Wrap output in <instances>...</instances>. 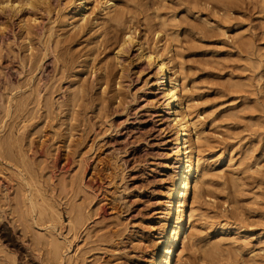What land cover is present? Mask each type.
<instances>
[{
    "label": "rangeland",
    "instance_id": "rangeland-1",
    "mask_svg": "<svg viewBox=\"0 0 264 264\" xmlns=\"http://www.w3.org/2000/svg\"><path fill=\"white\" fill-rule=\"evenodd\" d=\"M191 1L145 0L148 10L126 0L136 7L137 37L147 19L158 21L144 15L152 8L163 18L175 17L173 38L159 33L157 45L169 47L168 55L183 67L191 115L199 116L203 129L202 154L210 165L202 195L193 199L199 237L186 242L182 264H264V0ZM63 3L50 0L49 12L0 13V143L10 132L14 139L0 145V264H50L46 239H40L46 217L27 208L31 193L61 214L55 234L70 244L71 264H149L174 166L159 94L145 83L152 69L135 60L132 47L128 59L120 55L127 66L120 86L97 84L91 70L120 68L114 45L91 55L93 31L72 32L63 24ZM56 39L64 52L59 61ZM74 66L82 73L73 75ZM84 77L85 88L75 95ZM74 95L81 96L72 108ZM79 203L86 220L69 229L72 206ZM223 221L244 231L220 230Z\"/></svg>",
    "mask_w": 264,
    "mask_h": 264
},
{
    "label": "bare ground",
    "instance_id": "bare-ground-1",
    "mask_svg": "<svg viewBox=\"0 0 264 264\" xmlns=\"http://www.w3.org/2000/svg\"><path fill=\"white\" fill-rule=\"evenodd\" d=\"M137 1H138L137 2L138 4L136 3V5H138L140 9L143 5L147 4L145 0H137ZM217 1L218 0H216V2ZM190 2H193V1L190 0ZM72 3H74L72 12L67 11L69 5ZM60 6L61 5H59L58 7L60 11H62L61 12L62 15L60 14L61 21L63 22V24L65 23L66 25H69L70 29H72V32L75 30L76 32L85 31V33H89L90 35V32L93 31L91 32L93 33L92 35L93 41L90 39L92 41L91 42L92 47L89 48V51L91 52L89 53L91 55L96 52L99 53V51H101L100 47L101 49L102 48L106 49L107 47L114 45L113 49L115 51L112 56L115 59V62H116L115 64L117 65L119 64L120 68L116 72H112L111 68H109L107 64L103 63L104 65L102 66L100 65V67L98 68L96 67L97 71L95 70V68H94L95 71L93 70H91V72L89 71L90 72L89 75L93 73L94 80L98 82L97 84L103 85V86L105 84V87H106V85H110L111 81H114L116 84H118V86H120L119 84H120V80L122 79L123 73H125V69L127 70V66L125 67V64H123L120 61V55H123L125 56L126 59H128L127 54L132 47H135L134 49L135 50V60L137 62H142L146 64V66L151 67L152 69V72L149 74L148 78L145 79V83L146 84L150 83V86H154V88L157 89V94H159L158 101H159V106H160L159 107L160 112H161V115L165 117L168 121V127L172 134L171 142L174 143V146L171 147V154L174 158V166L168 178V186H167V191H166L167 201H166V206L164 207V219L158 228V236H159L158 241H156L154 245V249H153L154 251L152 252L150 256L148 263L149 264H182V259L185 255L186 242L189 239H193L194 237H199L195 235V232H193V229H195L194 223L196 220L194 218L195 208L193 206V199L196 197L197 194L201 193L202 195V192H203L202 184H204L203 179H204V175H206L205 174L206 169H207L206 167L208 166L209 163L206 160L207 157L205 158L204 156L205 154L204 155L202 154L201 141L204 139L203 138L204 134H203V129L199 126V123H201L199 122V118H198L199 116L196 115L197 117H194L191 115V108H190L191 99L188 94L189 92L187 91L188 89L185 88L186 86L184 84V75L182 73L183 67H181L180 63L173 62L175 59L172 60V57L168 55V53L170 52V50L168 49L169 47L165 46L164 44H161L160 46L159 44L157 45V40H159L157 39L159 36V33H161L160 35L163 36L165 40L167 39L168 36L169 37L172 36L173 38L174 36L173 33L175 31L174 29H176L175 28L176 24L173 26V23H171L173 20L171 19H175V17L171 19L163 18L160 16V13L158 11L156 12L154 11L155 9L153 10L152 8V10L149 11L148 14H144V15L146 16V15L154 14V16L157 17L158 21L151 23L149 19H147V21L145 22L146 24H144L146 25V28L143 29L141 36L137 37L136 36L137 24L133 20L134 16L131 15L133 14L132 11L135 5L129 4L128 2H126V0H64L63 6L61 7ZM178 6L179 5H177V7ZM23 8L24 9L27 8L28 11H31V13H33V11L37 9H41V10L43 9L45 12L46 11L49 12L51 8V4H50V0H0V13L2 14L17 15L18 13L21 12V10H23ZM142 8H146V7H142ZM147 8L149 10L150 6ZM223 10L225 11V9ZM145 20H146V17H145ZM150 30H151L150 35H152L151 38L148 37V33L150 32ZM75 35L76 33H74V36ZM69 36L70 35H68V37ZM71 37L74 38L72 35ZM65 39L67 42L69 38L67 39L66 37ZM50 40L51 39L49 38L48 41ZM54 41H55L54 49L56 50L54 56H55V59L59 61L58 59L60 58L59 56L62 57V54L64 52H61V53L59 52L63 48L59 49V51L57 50V45L58 43L61 42V40L56 39ZM63 47H67V46H63ZM86 52L88 53V51H85V53ZM96 56H97V53H96ZM87 57L88 55L86 56V58ZM66 58L68 59V57ZM83 58L85 59V56ZM84 59L83 61L85 63L83 61L82 63L81 61L78 60L79 62L77 61L76 64L81 62L82 65L80 66L81 67L84 66V64H87L88 62L86 61L87 59L85 60ZM89 60L91 62V59ZM74 61L75 59L73 60V62ZM64 62L63 64H65ZM76 66H74L76 68L75 71H72V74L75 76L82 73L81 68L76 67ZM92 66H91V69H92ZM74 67H71V69H73ZM85 67L86 65L84 66V70H85ZM77 68H79V70H77ZM86 74L88 73L86 72ZM87 77H84L80 85L76 87V91L74 93L75 95L83 91V89L85 88L84 82L87 80ZM75 95L71 97L70 99L71 104H72L70 106H72V108L74 107V105L77 104L81 96V95L79 96L78 95L75 96ZM21 106H22V102L17 101L15 103L16 110L19 111ZM43 106H46V105H43ZM49 112L51 113L50 110ZM49 112H48V115H49ZM6 113H9V110H7ZM68 115L66 116L68 117ZM70 117L72 119L73 118L77 119L75 115H72V114L70 115ZM67 125H70V123ZM8 134H5L6 136L1 138L2 139L1 143L5 142L7 145L10 146L11 140L13 138L10 137L11 134L7 136ZM19 146L20 144L18 145V149H20ZM9 149L11 148L9 147ZM16 153L20 154L17 151ZM14 157L16 158V156ZM80 182H83L82 179ZM78 187L80 188V186ZM190 198L192 199L191 201H190ZM26 200H27V208H30V210L37 208L36 218L41 215H44L46 217V221L44 220L45 225H43L44 231L43 233L40 232L41 233L40 239L42 237L46 239L44 246H46L45 250H46L47 259L49 263L50 264H71L73 254H69L68 252L70 248L69 246L70 244L65 245L64 241L60 240L55 234L56 228L57 229L58 227L61 228V226L63 225V219L59 211L55 208V206H53L51 203L46 202V200L43 198L41 200V203H39L40 200L39 199H38L39 201L36 200L32 196V193L29 196L27 195ZM72 209H73V215H71V218H69V220L66 222L69 229H71L73 227V224H76V223L79 224L78 226L82 225L84 223L85 217L87 216V215L86 216L84 215L85 214L84 205L82 206V204L80 203L72 206ZM32 222L37 224V220H35V217H34V221ZM32 222L31 224H33ZM221 225L222 227L220 228V230H224V229L226 230L227 228H232L231 226H233L229 224V222L227 223L226 221L225 222L223 221ZM75 227L76 226H74V228ZM233 227H234L233 229L236 232L244 231V229L241 226L237 225ZM257 236L259 235L257 234ZM178 242L181 244V246L180 248L176 247L175 249V246L177 245ZM216 244L217 243L215 241V242H212L209 246L210 247L212 246L213 248H215L217 246Z\"/></svg>",
    "mask_w": 264,
    "mask_h": 264
}]
</instances>
